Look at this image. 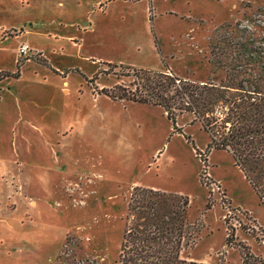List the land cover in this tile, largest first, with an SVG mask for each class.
Listing matches in <instances>:
<instances>
[{
	"label": "rangeland",
	"instance_id": "obj_1",
	"mask_svg": "<svg viewBox=\"0 0 264 264\" xmlns=\"http://www.w3.org/2000/svg\"><path fill=\"white\" fill-rule=\"evenodd\" d=\"M28 39L38 48L20 57ZM140 69L248 89L264 80V0H0V187L18 191L3 204L20 221L2 216L0 264H116L135 187L188 199L194 243L181 257L264 264V182L258 199L228 153L207 151L193 115L176 117L177 133L162 108L101 91L133 90ZM54 74L70 75V94Z\"/></svg>",
	"mask_w": 264,
	"mask_h": 264
},
{
	"label": "trees",
	"instance_id": "obj_2",
	"mask_svg": "<svg viewBox=\"0 0 264 264\" xmlns=\"http://www.w3.org/2000/svg\"><path fill=\"white\" fill-rule=\"evenodd\" d=\"M32 59L46 65L41 58ZM133 71V77L139 81L136 84L133 80V90L122 89L119 93L115 87L101 91L113 100L162 108L177 133L180 132L174 127L176 117L184 113L193 115V121L208 135L207 151L228 153L255 195L262 199L264 80L253 82L246 89V81L235 86H215L179 79L167 72ZM8 75L0 73V80ZM12 76L18 78L19 71ZM188 207V199L182 196L133 188L116 264H205L181 257V252L194 243L192 226L187 221ZM231 237L230 233L226 236V246L231 245Z\"/></svg>",
	"mask_w": 264,
	"mask_h": 264
},
{
	"label": "crops",
	"instance_id": "obj_3",
	"mask_svg": "<svg viewBox=\"0 0 264 264\" xmlns=\"http://www.w3.org/2000/svg\"><path fill=\"white\" fill-rule=\"evenodd\" d=\"M20 35H22V37H24V35H26V36H39V37H41L42 40H46L48 42H54V43L58 40L57 37L55 36V34H51V33H48V32H34V31H31V30H26L24 33H21ZM72 38L73 37H67V41L70 42V43L76 44L77 42L76 41H73ZM25 44L28 47L29 51H30V48L31 47L32 48L33 47L38 48L29 39L27 40V42H25ZM81 46H82L81 43L76 45V47L79 49L78 50L79 51V54L81 53ZM31 54H32L31 59L34 58V57H38V58H41L42 59V56H41V54L39 52H33ZM99 60H100V62H104V63H107L109 65L112 64V65H115V66H128V67H133V65H131L129 63H122V62H115V61L112 62L110 59H97V60H94V59H92L91 56L84 57V62H86V63H92L94 66H96L97 69H98V67H97V65H98L97 61H99ZM81 61H83V59H81ZM31 62L35 63L37 61H35L34 59H32ZM51 62H53V61L51 60ZM71 67H75V66H71ZM82 71H83V68H82ZM163 73H165V72H163ZM22 75H24V74H22ZM91 76H93L92 73L88 76V78L91 77ZM54 77H56V79L59 80L61 82V84H62V86H60V88H59V91L60 92H63L64 94H70V91L69 90H63V85H65V84L68 85L69 84L68 80H70V75L67 77V79L66 78H63V77L61 79V78H59L56 75ZM13 95H14V98H15L16 103L18 105H20V101H21L20 100V97H19V99H17L16 98V95L14 93H13ZM18 112H19V114H21V116L23 115L22 110H21L20 107L18 108ZM15 120H16L15 121L16 123H14V124L12 123V124L13 125H16V126H18V125H20V123H22L24 125V127H26V128H30V129H32V128L34 129L35 128V129H38L39 131H41V130L44 131V130H46L48 128V126L47 127H46V125L43 126V124L42 125L40 124L39 127L38 126L35 127V125L32 122L30 123L28 120L24 121L25 119H22V117L21 118L20 117H16ZM43 121L44 120H42L41 122H43ZM28 124H30V126ZM1 126L2 125H0V133H1ZM68 128H69V125H66L63 128V130H66ZM12 129H13V127H12ZM0 161L3 162L1 159H0ZM8 174H9V170H7V168L5 166L2 167V168H0V179L2 178L3 175H8ZM59 183H60V181H59ZM3 199H5L6 202H16V201H18V191L13 190L12 187L11 188H6V190L4 191L3 188L0 187V223H3L4 221L10 220V219L11 220H14L15 219L14 221H16V222L19 223L20 221L18 220V216L17 215L16 216L15 215L11 216V215H8L7 211L5 212V210H7L8 207L3 204ZM3 214L6 215V220L3 219V217H2Z\"/></svg>",
	"mask_w": 264,
	"mask_h": 264
},
{
	"label": "built area",
	"instance_id": "obj_4",
	"mask_svg": "<svg viewBox=\"0 0 264 264\" xmlns=\"http://www.w3.org/2000/svg\"><path fill=\"white\" fill-rule=\"evenodd\" d=\"M12 34L17 35V34H19V32L13 31ZM29 53H30V51L26 45L20 46V48H19V56L20 57H24L25 55H28Z\"/></svg>",
	"mask_w": 264,
	"mask_h": 264
}]
</instances>
